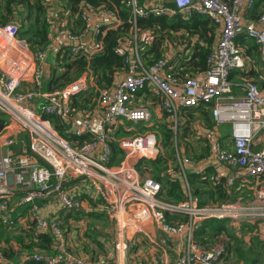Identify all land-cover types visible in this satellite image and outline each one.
I'll return each mask as SVG.
<instances>
[{"label":"built area","instance_id":"built-area-1","mask_svg":"<svg viewBox=\"0 0 264 264\" xmlns=\"http://www.w3.org/2000/svg\"><path fill=\"white\" fill-rule=\"evenodd\" d=\"M126 2L135 20L167 15L189 18L193 13L208 17L220 29L218 43L208 59V69L197 76L176 78L166 72L167 58L145 68L137 49L130 50L129 70L118 78L115 86L102 92L97 108L78 110L74 98L93 83L84 74L62 89L45 90L47 55L67 47L74 58H90L100 49L97 38L102 26H116L118 20L109 11L86 7L80 13L85 28L77 33L68 28L67 21H59L63 25L58 27L55 10L49 7L50 43L46 49L37 51H32L28 42L19 37L17 23L0 25V35L8 42L0 57L11 55L0 62V114L8 119L0 133V224L8 230L32 224L36 232L52 234L53 251H36L35 261L93 264L90 259L68 250L60 218L83 208L80 196L65 183L86 179L98 189L99 198L105 201L103 205L111 211V215L107 211L109 217L114 219L124 238L114 241V264H127L119 254L127 249L128 240L139 234L148 237L145 229L150 226L157 232L184 240L170 257L165 253L156 255V264H226L229 252L225 247L221 244L203 247L194 240V231L209 219H230L234 230L237 227L240 230L243 221L264 222V89L246 77L241 85L244 93L237 95L231 81L233 71L244 70L245 60L249 58L239 39L252 40L258 45L260 62L264 65V14L258 22L246 21L244 14L252 9L254 0H171L172 7L149 0ZM90 32L92 36L85 43L84 38ZM127 51L123 47L120 52ZM145 88L161 101L158 106L176 125L183 108L212 107L214 129L197 132L204 137L210 155L199 164L196 163L200 161L179 156L187 193L185 201L178 204L164 201L160 184L151 177L143 178L136 169L139 160H152L159 155L156 134L119 141L124 159L118 166L111 164L110 134L125 121L150 123L154 118L150 107L142 104L138 96ZM224 124L231 125L227 140L219 131ZM21 134L26 136L27 145L17 152L14 137ZM3 148L7 151L1 152ZM213 163L222 170L219 173L216 169L218 183L225 179L227 185L244 184L253 179V198L200 206L188 184L186 168H197L204 173ZM17 191L23 194L13 202ZM50 199L59 201L61 209L47 219L37 203ZM28 204L31 207L24 215L14 217L17 207ZM167 214L173 219L177 215L188 219L171 222ZM28 259L27 253L24 260ZM106 261L101 259L99 263ZM0 264H12L2 252Z\"/></svg>","mask_w":264,"mask_h":264},{"label":"trees","instance_id":"trees-1","mask_svg":"<svg viewBox=\"0 0 264 264\" xmlns=\"http://www.w3.org/2000/svg\"><path fill=\"white\" fill-rule=\"evenodd\" d=\"M57 1L56 7V0L54 2L47 0H0V25L15 23L16 17H20L22 26L19 25V37L28 42L32 51H37L46 49L50 43L49 7H53L57 11H54L57 16L55 20L67 21L68 28L77 33L85 28L80 13L86 7L109 11L118 20L119 23L116 26H102V33L97 38L100 49L90 58H74L67 47L61 49L55 56L51 76L49 75L44 82L45 90L62 89L84 74H87L88 80L93 83L86 92L84 91L74 98V106L78 110L97 108L102 92L115 86L118 78L129 70L130 50L137 49L145 68H150L160 60L167 58L166 72L176 78H183L186 75L197 76L208 69V59L219 39L220 29L208 17L198 13H193L189 18H184L181 15L172 17L167 15L142 17L135 20L131 10L127 7L126 0ZM224 1L231 2L232 0ZM263 14L264 0H254L252 9L246 11L244 15L246 21L258 22ZM144 32H148L150 37L144 36L142 38L141 34ZM248 41L253 42L252 40ZM244 46L242 48L247 49V57H257L258 52L254 56L258 49L256 43H249ZM123 47H127L129 51L121 53ZM240 75L243 79L247 77L253 80V77L250 76L251 73L249 74L246 69L233 71L231 80ZM252 75H254L253 72ZM254 83L257 84L256 81ZM138 96L143 101V96L150 97L151 92L145 88L138 93ZM164 115V118H169L165 112ZM1 116L3 115L0 114ZM55 124H57L56 120ZM157 126L158 130L161 131V134H157L160 146L159 155L152 160H139L136 169L143 178L151 177L160 184V196L164 201L178 204L185 201L179 156L184 155L190 160L200 161L210 155L204 137L197 135V132L199 128L203 131L214 129L212 107L204 105L196 108H183L178 114L176 129L168 127L166 124H157ZM132 133L138 134L141 131L133 127L128 129L120 127L115 130L116 136L120 139L122 135ZM194 138L203 141L206 153L204 150L195 147L192 148V157L191 155L189 157L192 147L190 142ZM112 151L111 164L118 166L124 159L119 141L112 142ZM216 173L215 168L211 166L207 167L204 173L186 171L188 184L193 195L199 199L200 206L233 203L239 199L250 200L253 198V186L255 184L253 179L244 184L236 182L227 185L225 179H221L219 183L215 181ZM99 200L103 205L104 199ZM37 204L41 206V203ZM29 207H31L29 204L17 207L14 217L24 215ZM71 215L78 217L83 213L73 211L64 219H62V215L60 218L63 223L64 221L66 223ZM105 215L108 213L104 210L99 213V218L103 219ZM180 216H174L173 219L171 215L167 214V220L171 222L173 220L187 221L188 218ZM260 224L261 221L257 220L241 222V232L249 237V239H244L238 237L233 228L231 229L235 233L230 231V219H209L203 221L194 231V240L203 247L221 244L229 253L232 252L238 259L244 260L245 264H264V239L257 234ZM29 226L28 231H21L14 235V231H6L0 224V252L7 260L15 258L16 252L11 247L14 242L20 249L26 250L30 256V259L24 260L23 255L17 264H44L43 261H35L33 254L36 251L51 253L54 247V238L51 233H38L34 229V225ZM3 243L7 247L2 248ZM245 246L248 248L245 249ZM99 261L100 259H97V262ZM92 262L94 263V261Z\"/></svg>","mask_w":264,"mask_h":264},{"label":"crops","instance_id":"crops-1","mask_svg":"<svg viewBox=\"0 0 264 264\" xmlns=\"http://www.w3.org/2000/svg\"><path fill=\"white\" fill-rule=\"evenodd\" d=\"M149 1L156 2V3H166L171 6V3H170L171 0H149ZM57 5H58V1L56 0L55 6L57 7ZM55 24L58 27L60 25H63L58 20H55ZM144 36L147 38V37H150V34L148 32H144L141 34V37L143 38ZM239 43L243 47H245L244 46L245 44L246 45L249 43L255 44L248 40L246 42V40L244 39H239ZM244 50L246 54L247 49L244 48ZM257 52L259 53V47L257 49ZM55 56H56L55 53H50L47 55L46 74L47 72H50V70H52V67H54ZM245 62H246L245 69L248 71L249 74L251 73L250 76L253 77V80L256 81V83L261 87V89H264V65L262 64V62H259L260 65H256L257 60L252 57H249L247 60H245ZM252 72L255 76L252 75ZM231 81L234 84L236 94L242 95L244 93L242 86H241L242 83L244 82L243 77L240 75L239 77L233 78ZM150 109L153 112L154 118H157V119L164 118L165 116L164 112L160 109L159 106L155 105V107L154 106L150 107ZM6 119L7 118L5 116L0 117V133L6 124ZM2 123H4V125H2V128H1ZM199 131H203V130L199 128ZM219 131L222 133V137L225 138L226 140L228 139V136H230V134L223 133L221 131V127ZM14 139H15L14 150L17 152L20 151L21 148H24V146L27 145L26 142L23 143L24 142L23 140H26V137L25 138L22 137L21 139V136H18L17 138L14 137ZM16 139L19 141L18 143ZM213 165H214L213 167L215 168V170L217 169L219 173H222V170L216 167L215 163H213ZM186 171L199 172L200 170L197 168L187 167ZM182 181H183V188L185 190V196H186V193H187L186 181L183 178H182ZM65 185L71 188L72 190H78L76 192L77 194H80L79 198L83 201V208L80 211L81 213H83V215H80L78 217L75 215H71L67 219L66 223L64 221V228L66 229L65 232H66V241H67L68 250L75 253L78 256L88 258L91 261H94L93 259H96L94 263L92 262L93 264H100L99 262H97V259H100V260L107 259V261L111 263L112 260L114 259L113 249L111 250L107 246L108 242H107V236L104 234L105 230L103 232H100V231L97 232L95 230L87 229L88 221L90 219L93 220L94 223H100V221L102 220L99 218V213H102L104 210L101 207V201L99 200L100 198L97 196V191L93 188L90 182L86 179L68 181L67 183H65ZM82 188L84 190H82ZM20 194L21 195L23 194L22 191L16 192L13 202L18 201ZM60 209H61V204L59 203V201H56L54 199H50L46 202L41 203V214L44 218H47V219H51L55 215H57ZM261 226L263 227V229H261ZM29 228H30L29 225L24 224V225H18L13 230H8V229H4V230L14 231V235H16L21 231H28ZM239 231L241 230H238V227L235 228V232L238 233ZM145 232H147L148 237H145L142 234H139L134 237V242H139L140 244L139 251L138 253H136L138 264H156L157 263L156 255H161V253H165L167 254L168 257H170L171 252H173L175 248L179 247L184 241L181 238L176 239L172 237L169 240H167L163 235L159 236L158 232L156 231L154 227H148V229H145ZM259 232L261 233L260 236L263 237L264 239V222L260 224ZM141 240L147 241V244L150 247L147 249H143L141 247ZM1 247L3 248L7 246L3 243ZM11 247L16 252V257L13 259H10V262L12 264H17L18 260L21 259L23 255L27 253V251L20 249V247L14 242L11 245ZM143 254H146V255L144 257L145 258L144 261L141 262L140 257Z\"/></svg>","mask_w":264,"mask_h":264},{"label":"rangeland","instance_id":"rangeland-1","mask_svg":"<svg viewBox=\"0 0 264 264\" xmlns=\"http://www.w3.org/2000/svg\"><path fill=\"white\" fill-rule=\"evenodd\" d=\"M21 20V18L20 17H16V20H15V23H17L18 25H20V26H22V22L20 21ZM8 42H7V40H6V38L4 37V36H2V35H0V49H1V52L0 53H2L3 51H4V49H5V45L7 44ZM257 45V44H256ZM257 55V50L255 51V55L254 56H256ZM10 54H3V56H1L0 57V62L1 61H3V60H5V59H8V58H10ZM252 58H254V57H252ZM254 59H256L257 60V63H256V65H260L259 64V62H260V55H259V53H258V55H257V57H255ZM53 70V69H52ZM52 70H50V72H47V74H45V78H44V82H45V79H48V77H49V75L51 76V73H52ZM50 73V74H49ZM122 75H124V74H122ZM121 75V76H122ZM90 88V87H89ZM88 88V89H89ZM86 92V91H85ZM144 97V99H143V101L141 100V102H142V104H144V105H146V106H148V107H155V105L156 106H158V104H160V100L158 99H156L153 95H152V93H151V96L150 97H147L146 98V96H143ZM6 117V116H5ZM165 117V116H164ZM172 119L171 118H153V120H152V122H150V123H139V124H135V123H133V124H128V122L127 121H125L124 123H123V125L121 126L122 128L123 127H125V129H128L129 127L131 128V127H133L134 129H137V130H140L141 131V133H132V134H128V135H122V137H121V139L120 138H118L117 136H116V134H115V132H112L110 135H111V139H112V141L113 142H117V141H121V140H124V139H129V138H134V137H136L137 135H139V136H142V135H145V134H147V133H154V134H156V136H157V134H161V131H159L158 130V126H157V124L159 125V124H166L168 127H171V128H174V129H176V124H175V122H172L171 121ZM6 121H8V119H6ZM161 121V122H160ZM169 121H171L172 123H170ZM160 122V123H159ZM221 131L223 132V133H226V134H230V132H231V125H229V124H224V125H222L221 126ZM21 136V139H22V137L23 138H25L26 136L24 135V134H21L20 135ZM195 136V135H194ZM16 141H17V143L19 142L17 139H16ZM24 142L23 143H25V140H23ZM161 143V142H160ZM191 144H192V147L190 148V153H189V157H190V155H191V157H192V152H193V150H192V148H195V147H197L198 149H200V150H204L205 151V153H206V148H205V146H204V143H203V141L202 140H200V139H192L191 140V142H190ZM161 145H162V143H161ZM163 146V145H162ZM7 150L5 149V148H3L2 150H1V152H6ZM195 162H198V161H195ZM201 162H203V161H200V162H198V163H196V164H199V163H201ZM95 190L97 189L96 187L94 188ZM82 190H84L83 188H82ZM98 190V189H97ZM96 190V191H97ZM76 191H78V190H75V192ZM77 196H79L80 194H76ZM97 196L98 197H100L98 194H97ZM246 199V198H245ZM101 207H102V209L103 210H105L106 211V213H107V211L109 212V214L111 215V211H110V209L107 207V206H104V205H101ZM112 218V217H111ZM110 217H108V215H105V218L104 219H102L101 221H100V223H94V221L93 220H89L88 221V228L87 229H91V230H95V231H97V232H103L104 230H105V232H104V234L107 236V246L112 250L113 249V247H114V241L115 240H120V241H122L124 238L123 237H121L120 236V233H119V229H118V227H117V225H116V223H115V221H114V219L112 218L111 219ZM175 222H179V221H177V220H174ZM96 226H97V228H96ZM228 226H230L229 224H228ZM261 229H263V227L261 226ZM230 231L231 232H233V233H235L232 229H231V227H230ZM241 233V234H240ZM257 233V232H256ZM238 237H243L244 239H249V237H248V235L246 236L245 234H243L241 231H239L238 233L236 232L235 233ZM258 235H260L261 233L258 231V233H257ZM158 235L160 236V235H163L167 240H169L170 238H171V236L170 235H168V234H166V233H162V232H158ZM160 239H161V237H160ZM141 247L143 248V249H147V248H149L150 246L147 244V241H145V240H141ZM139 248H140V244H139V242H134V239H131V240H128L127 241V249L125 250V252L123 253V252H121L120 254H119V257H120V259L121 260H125L126 261V263L127 264H138V259H137V256H136V253H138V251H139ZM248 247L247 246H245V249H247ZM99 253V252H98ZM157 253V252H156ZM145 255L146 254H143L141 257H140V260H141V262H143L144 261V257H145ZM104 258V257H103ZM94 261H96V259H93ZM105 261H106V259H105ZM115 262V261H114ZM114 262H113V260H112V262L110 263V264H114ZM105 264H108L107 263V261H106V263ZM226 264H245V261L244 260H241V259H238V257L234 254V253H229V256H228V258H227V262H226Z\"/></svg>","mask_w":264,"mask_h":264},{"label":"water","instance_id":"water-1","mask_svg":"<svg viewBox=\"0 0 264 264\" xmlns=\"http://www.w3.org/2000/svg\"><path fill=\"white\" fill-rule=\"evenodd\" d=\"M92 36V33L90 32L89 35H87L85 38H84V42L85 43H88L89 42V39L91 38ZM2 125H4V123L1 124V128H2ZM151 227V226H150Z\"/></svg>","mask_w":264,"mask_h":264}]
</instances>
